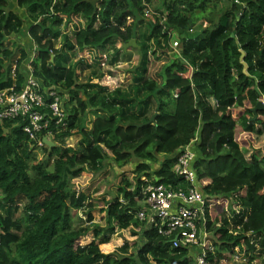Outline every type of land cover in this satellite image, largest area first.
<instances>
[{
    "label": "trees",
    "instance_id": "trees-1",
    "mask_svg": "<svg viewBox=\"0 0 264 264\" xmlns=\"http://www.w3.org/2000/svg\"><path fill=\"white\" fill-rule=\"evenodd\" d=\"M89 1L16 2L36 46L33 75L42 88L66 94L67 126L52 124L55 146L37 149L25 120L0 124V264H196L190 250L198 247H173L175 236L137 218L148 183L182 184L173 172L176 154L193 141V168L210 198L207 227L217 237L207 264H220L224 251L264 264V112L256 121L252 112L264 100V0H160L154 22L144 17L153 0H97L96 8ZM13 8L0 0V90L18 92L29 54L6 44L25 27ZM74 18L84 24L71 35L64 27ZM175 36L178 58L171 59ZM132 40L141 59L126 88L103 85L97 62L73 61L74 51L102 50L99 61L112 52L114 65ZM159 55L170 59L162 80L151 74ZM85 70L90 76L81 82ZM74 137L79 141L68 146ZM107 161L120 170L137 165L132 179L121 174L119 195L101 203L102 225L93 216L96 202L72 181L85 170L100 173ZM75 212L86 215V225L82 218L76 224ZM122 231L140 237V247L125 242L104 254L100 245ZM90 234L93 240L83 243Z\"/></svg>",
    "mask_w": 264,
    "mask_h": 264
},
{
    "label": "built area",
    "instance_id": "built-area-1",
    "mask_svg": "<svg viewBox=\"0 0 264 264\" xmlns=\"http://www.w3.org/2000/svg\"><path fill=\"white\" fill-rule=\"evenodd\" d=\"M144 17L154 22L156 13L146 5ZM179 43V38H174L172 48L176 50ZM108 79L111 80V77ZM116 87L119 86L114 88ZM47 98L51 101L47 102ZM47 109L49 113L45 112ZM18 119L26 121L24 131L36 148H46L44 140L52 141L49 127L52 124L56 127L67 126L60 91L57 88H42L33 73L27 78L22 90H0V124L6 120ZM192 144L176 154L173 172L182 180V184L175 187L164 183H148L142 191L145 206L139 211L137 218L147 226L156 228L164 237L172 239L175 236L171 241L173 247H198L199 251L190 250L195 256L196 264H207L206 253L213 248V243L210 242L212 234L207 227L210 198L202 193L193 168L196 156ZM142 180L147 182L145 177Z\"/></svg>",
    "mask_w": 264,
    "mask_h": 264
},
{
    "label": "rangeland",
    "instance_id": "rangeland-1",
    "mask_svg": "<svg viewBox=\"0 0 264 264\" xmlns=\"http://www.w3.org/2000/svg\"><path fill=\"white\" fill-rule=\"evenodd\" d=\"M11 4L13 2V0H10ZM152 9L155 11V9L152 6ZM16 12H18V14L24 16L25 15V11L20 10L17 6H15L14 9ZM73 24L69 25L68 27H64L66 28V32L71 34L73 32H75L76 30H78L79 28L83 27V21H80V19L74 18V21L72 22ZM175 39H177V37L175 36ZM6 44L9 45L11 48H13V50L15 51L17 47L21 46L24 47L25 50L27 51V53L29 55L32 56L33 54V59L35 57V53L36 50L34 51L35 48V44L33 43V41L31 40L30 36L27 33V27L25 26L22 30V32L18 35H14L12 36L10 39H8L6 41ZM15 44V45H13ZM62 45V38H60L58 41H56V46L60 47ZM118 47H121V45H119ZM176 52H174L173 54L171 53V59H175L178 58V53L179 49L178 47H176ZM75 53L73 54V61L76 62L80 59H84L86 60V62H90L92 64H95V62H97V66L96 68L102 71V73H105V75L107 74V77L103 78L101 83L107 87H109L110 89H113L116 85L126 88L129 85H131L132 83V76H133V72L134 70L137 68V66L140 63V59H141V55L134 50V48H128L127 49V53L121 57L122 59H120V61L116 62L114 65H108V60H110V56H112V52H106L104 53V55L106 56V61L102 64L99 60H100V55L102 56L103 51H96V50H86V51H74ZM19 55V53H18ZM17 55V56H18ZM160 60H158L154 66L151 69V74L153 75V77L158 78L159 80H162V68L163 66L170 61V59L165 58L162 55H159ZM31 60V64H30V68H29V72H28V77L31 75V73H33V67H32V61ZM28 64H29V60H27L24 64V68L26 71H28ZM95 68V69H96ZM83 72V70H82ZM86 73H83L80 81L81 82H86V79H88V77L90 76L89 71L85 70ZM27 77V78H28ZM111 77V80H109L108 78ZM26 78V80H27ZM67 96L66 94L63 95V99L62 101L64 102L66 100ZM241 133H242V128H238V134H237V139L240 142L243 151L247 154L248 153V149L246 148V145L243 144L242 141V137H241ZM78 138L79 137H74L72 139H67L66 143L68 146H73L78 142ZM264 142V140H263ZM38 155L40 158L43 157V152L39 151ZM161 160H163L161 158ZM136 163H132L128 166H126L124 169L120 170L118 169V167L112 162V161H107L106 165H105V169L103 171H101L98 174H94L89 170H85L81 176L77 179H73L72 184L74 186V188L78 191L81 192H86L89 196H91V198L96 202L97 204V210L95 212H93V216L95 219L96 223H100L102 225H104V221H103V216L104 214H102L101 212H99V210L101 208H103L104 206L101 205V203L103 201H109L111 199H114L117 195H119V186H120V182L123 178V173H126L125 176H127L128 178L132 179L133 178V172L136 168ZM156 169V168H154ZM226 215H229L230 212H224ZM74 218H75V222L76 224H80L81 222L79 221L80 218L83 219V226L86 225L85 224V220H86V215L84 213H74ZM218 226V225H217ZM212 234V238L210 240L211 244L214 243L215 241H217V237L214 231H211ZM234 235H236V233H232ZM106 238V236H104L103 238L100 239L104 240ZM93 240V235L90 234L89 236L83 238V243H88L90 241ZM136 240L138 241V247H140V245L142 244L143 240L140 237H135V236H131L130 231H122L117 233L114 236L110 237V242L108 244H101L100 245V249L102 250V252L104 254H111V253H115L117 251V249L121 246H123V244L125 242H128L129 245L131 247H134V243L136 242ZM135 249L132 248L130 249V251H134ZM226 250V249H225ZM227 251V250H226ZM225 252V251H224ZM224 257L223 260H221L220 264H247L248 262V258L246 259H242V258H238L236 256H232V251H230V253H224ZM251 257V256H250ZM249 257V259H250ZM247 260V261H246ZM251 264H263L262 260L258 259V257H256V260L253 261V263Z\"/></svg>",
    "mask_w": 264,
    "mask_h": 264
},
{
    "label": "water",
    "instance_id": "water-1",
    "mask_svg": "<svg viewBox=\"0 0 264 264\" xmlns=\"http://www.w3.org/2000/svg\"><path fill=\"white\" fill-rule=\"evenodd\" d=\"M89 2L92 3V4L95 6V8H96L97 0H90ZM122 47H123L125 50H127L128 48H135V47H137L136 40H132L131 43H129V44H124V45H122ZM244 67H245V71H246V69H247L246 64H244ZM256 90H258V88H256ZM260 111L264 112V100H260V101L256 104V106L252 109V112H253V114H254L253 121H256V120H257V118H258V113H259ZM154 120H155V117L152 118L151 122H154ZM44 142H45L48 146H51V147L55 146V144H54L52 141L44 140Z\"/></svg>",
    "mask_w": 264,
    "mask_h": 264
},
{
    "label": "crops",
    "instance_id": "crops-1",
    "mask_svg": "<svg viewBox=\"0 0 264 264\" xmlns=\"http://www.w3.org/2000/svg\"><path fill=\"white\" fill-rule=\"evenodd\" d=\"M16 2H17V0H13V2H12V4H11V6L12 7H14L13 9H15V6H17L16 5ZM158 2H161L160 0H153V7L156 5V4H158ZM22 11H24V10H22ZM18 13V12H17ZM24 20H25V23H24V26H28L29 25V21H28V19H27V14H26V12H25V15L24 16H22V15H20ZM27 33H28V27H27ZM29 35V34H28ZM36 50V46H35V48H34V51ZM33 59V54H32V56L31 55H29V64H28V72H29V68H30V64H31V60ZM58 89V88H57ZM59 90V89H58ZM60 91V90H59ZM61 93V92H60ZM62 98V97H61ZM63 99V98H62ZM64 103V102H63ZM78 141H79V138H78Z\"/></svg>",
    "mask_w": 264,
    "mask_h": 264
}]
</instances>
